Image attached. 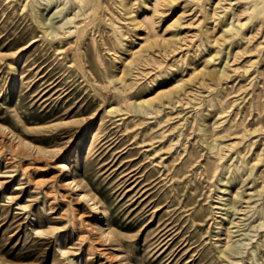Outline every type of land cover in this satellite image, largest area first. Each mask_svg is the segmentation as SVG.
Segmentation results:
<instances>
[{
  "label": "rangeland",
  "instance_id": "374dc122",
  "mask_svg": "<svg viewBox=\"0 0 264 264\" xmlns=\"http://www.w3.org/2000/svg\"><path fill=\"white\" fill-rule=\"evenodd\" d=\"M154 1L0 0V264H264V1Z\"/></svg>",
  "mask_w": 264,
  "mask_h": 264
},
{
  "label": "bare ground",
  "instance_id": "6f19581e",
  "mask_svg": "<svg viewBox=\"0 0 264 264\" xmlns=\"http://www.w3.org/2000/svg\"><path fill=\"white\" fill-rule=\"evenodd\" d=\"M170 1H173V0H170ZM181 1V0H180ZM262 1H264V0H262ZM78 2V1H77ZM126 2V1H125ZM158 2H159V0H155L154 1V5L156 6L157 4H158ZM177 2V1H176ZM103 3V2H102ZM161 3V2H160ZM251 3V2H250ZM256 3V2H255ZM128 4V3H127ZM258 4V3H257ZM105 5V4H104ZM147 5V4H146ZM251 5V4H250ZM76 6V5H75ZM107 6V5H106ZM254 6H256V4H254ZM248 7V6H247ZM132 8H133V6H132ZM146 8V7H145ZM250 8H251V6H250ZM109 10V9H108ZM133 11V10H132ZM111 12V11H110ZM229 13V12H228ZM69 16V15H68ZM71 16H73V15H71ZM69 18H72V17H70L69 16ZM68 18V19H69ZM121 18V17H120ZM176 19V18H175ZM39 21V23H41L42 25H45V23H44V21H41L40 19L38 20ZM238 21V20H237ZM67 22V20H63V21H61V22H58V23H60V25L61 26H63V24H65ZM236 22V21H235ZM241 22V21H240ZM53 23V22H52ZM243 23V22H242ZM237 24V23H236ZM241 24V23H240ZM53 25V24H52ZM56 25V24H55ZM225 27H224V30L225 29H230L231 27H234V22H233V20L231 19V20H229L228 22H226L225 24ZM50 26V25H49ZM54 26V25H53ZM45 28H46V25L44 26ZM55 27V26H54ZM64 27V26H63ZM44 28V29H45ZM49 28V27H48ZM236 28V27H235ZM70 29V28H69ZM231 29H233V28H231ZM46 30V29H45ZM178 30V29H177ZM72 31V30H71ZM183 31V30H182ZM55 32V31H54ZM59 34V33H58ZM180 36V35H179ZM153 42H150L149 43V47L151 48L152 46H153ZM143 49V48H142ZM149 54V53H148ZM150 55V54H149ZM211 59V58H210ZM138 60V59H137ZM136 60V61H137ZM139 62V61H138ZM137 64V63H136ZM218 71V70H217ZM176 85V84H175ZM160 93V92H159ZM153 99H155V97L153 98ZM150 101V99L149 98H146V97H144V98H142L140 101H138L137 102V104H136V107H141V105H143V104H147L148 102ZM142 108V107H141ZM154 108V107H153ZM143 110V109H142ZM149 110V109H148ZM3 132V131H2ZM85 196V195H84ZM98 208V207H97ZM260 221V220H259ZM263 249V248H262ZM260 256V255H259ZM7 264H9V263H7Z\"/></svg>",
  "mask_w": 264,
  "mask_h": 264
}]
</instances>
